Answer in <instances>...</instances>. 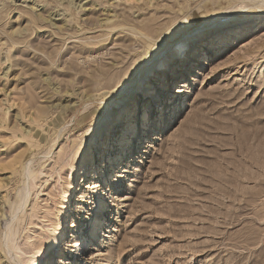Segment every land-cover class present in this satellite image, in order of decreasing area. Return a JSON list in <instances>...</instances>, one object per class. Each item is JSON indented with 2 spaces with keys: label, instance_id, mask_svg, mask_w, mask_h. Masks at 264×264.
<instances>
[{
  "label": "rangeland",
  "instance_id": "1",
  "mask_svg": "<svg viewBox=\"0 0 264 264\" xmlns=\"http://www.w3.org/2000/svg\"><path fill=\"white\" fill-rule=\"evenodd\" d=\"M47 249L264 264V0H0V264Z\"/></svg>",
  "mask_w": 264,
  "mask_h": 264
},
{
  "label": "bare ground",
  "instance_id": "2",
  "mask_svg": "<svg viewBox=\"0 0 264 264\" xmlns=\"http://www.w3.org/2000/svg\"><path fill=\"white\" fill-rule=\"evenodd\" d=\"M35 1V0H34ZM153 38V37H152ZM155 39V38H154ZM151 40V39H150ZM149 40V41H150ZM152 42V41H151ZM189 45V43L188 42H184V41H180V40H178V41H176V42H174V46H176L177 47V50H176V52H175V55L177 56V57H180L181 55H182V53H183V51L185 50V48L187 47ZM150 48V47H149ZM148 49V48H147ZM211 50H212V48H210ZM186 58H188V57H186ZM207 60H208V58H201V57H199V65H201L202 63L204 64V63H206L207 62ZM191 62H192V60H191ZM170 66H171V63L169 64H166V68L167 69H169L170 68ZM190 69V68H189ZM188 68H187V71L184 73L185 75L186 74H188L189 75V72H190V70H192V71H195V69H196V67L195 68H191L190 70H189ZM197 70V69H196ZM171 75V74H170ZM191 78H193V77H191ZM186 86V80H184V81H181L180 82V85H179V91H181L184 87ZM161 88V87H160ZM155 98V97H154ZM157 100V99H156ZM155 118V117H154ZM153 124H154V121H153ZM119 141H121V143H119V144H121L122 145V148L124 147V144H123V139H120ZM124 149V148H123ZM94 158H93V163H94ZM112 160V159H111ZM103 177H104V179L105 180H107L108 179V173L107 174H104L103 175ZM105 186H109L108 187V189L111 191L112 190V188L110 187V185L109 184H107V185H105ZM107 188V187H106ZM107 189V190H108ZM104 190V189H103ZM104 192V191H103ZM102 192V193H103ZM100 194L101 196H100V198H98L97 200H96V205H95V213H94V219H92V225L93 226H95L96 224H97V218L100 216V215H102V212L104 211H102L101 212V210H102V207H104V197H102V195L103 194ZM91 228V227H90ZM90 232H92V235L91 236H93V234H94V232H93V228H91L90 229ZM63 236H65V234L63 235ZM91 236H87L86 238H84L83 239V241H81L80 239H78V250H81V249H83L84 247H85V245H86V241H88V242H90V240H91ZM61 237V236H60ZM59 240V245H62V241H61V239L59 238L58 239ZM85 240V241H84ZM93 240H94V237H93ZM87 242V243H88ZM47 251H48V249L47 250H44L42 253L43 254H45L46 255V258L45 259H42L41 261H39L38 262V264H51V262L53 261V260H58L59 258H55V255H48L47 254ZM84 251H86V249L85 250H83V252H81L80 254H79V259H83L84 260V262H85V264H87L88 262H89V260L87 259V257L84 255ZM78 253V252H77ZM76 253V254H77ZM85 256V257H84Z\"/></svg>",
  "mask_w": 264,
  "mask_h": 264
},
{
  "label": "snow or ice",
  "instance_id": "3",
  "mask_svg": "<svg viewBox=\"0 0 264 264\" xmlns=\"http://www.w3.org/2000/svg\"><path fill=\"white\" fill-rule=\"evenodd\" d=\"M89 191H91V190H89ZM98 192H99V189H96V191L95 192H92V194L93 195H96V194H98ZM68 252H69V255L73 254L71 249H69ZM64 258L65 259H69V256L66 255ZM70 264H71V262H70Z\"/></svg>",
  "mask_w": 264,
  "mask_h": 264
}]
</instances>
